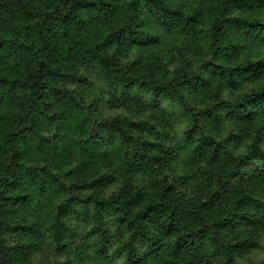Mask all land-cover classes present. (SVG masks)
<instances>
[{"label": "clouds", "instance_id": "9594fccd", "mask_svg": "<svg viewBox=\"0 0 264 264\" xmlns=\"http://www.w3.org/2000/svg\"><path fill=\"white\" fill-rule=\"evenodd\" d=\"M0 45V264H264V0H0Z\"/></svg>", "mask_w": 264, "mask_h": 264}, {"label": "trees", "instance_id": "16d2710c", "mask_svg": "<svg viewBox=\"0 0 264 264\" xmlns=\"http://www.w3.org/2000/svg\"><path fill=\"white\" fill-rule=\"evenodd\" d=\"M215 27H216V31L218 32L219 31V26H215ZM65 35H67V33H65ZM0 46H2V45H0ZM233 47H235V46H233ZM69 51L71 53V49ZM242 58L245 59V60L248 59L247 56H242ZM157 59H158V57H156L154 55L149 57V60L151 62H153V63ZM255 62L259 63V58H257L255 60ZM41 64L43 65V62H41ZM217 67H221V65L220 64H217ZM5 72L11 73V66L10 65H6L3 68H0V82H5V81H8L9 80V77L4 75ZM11 83L15 84V80H12ZM253 87L255 89L253 91V95L264 96V86H256V85H253ZM38 99H39V97H38ZM3 100H4V97H0V103H2ZM11 111H12L11 108L5 109V108L0 107V129H2L4 127V122L6 120H10L11 119V116H10V112ZM261 115H264V112H258L256 114V116L250 118V122L255 121L259 126L256 127L255 129H252V130H246L249 135H251L253 131L258 134L259 131H260V128L261 127H264V122L259 121V117ZM197 147H199V145H197ZM213 155H215V150L214 149H213ZM200 171L203 172L205 170L202 169ZM256 178L257 179H264V176H261V174L257 173ZM184 179L186 181L189 179V177H188L187 174L185 175ZM192 179H193V181L195 180V173L192 174ZM171 187L172 186L170 185L169 188H171ZM169 188H165L164 189V192H168ZM4 199L5 200H12V199H19V198L18 197L17 198H13V197H10V196H5ZM132 199L135 200L136 197H132ZM151 207H153V206H149V209H148L149 211L151 210ZM137 215H140V214L137 213ZM146 215H147V212H145V214L143 216H141V219L146 218ZM121 223H123V220H121Z\"/></svg>", "mask_w": 264, "mask_h": 264}]
</instances>
